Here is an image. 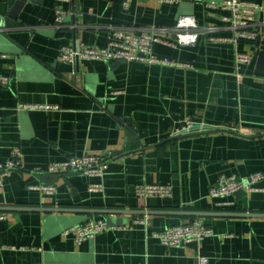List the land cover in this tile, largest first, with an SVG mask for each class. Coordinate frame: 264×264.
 <instances>
[{
  "label": "crops",
  "instance_id": "obj_1",
  "mask_svg": "<svg viewBox=\"0 0 264 264\" xmlns=\"http://www.w3.org/2000/svg\"><path fill=\"white\" fill-rule=\"evenodd\" d=\"M0 0V163L21 151L22 168L0 188V264H264V178L251 192L214 199L219 177L264 175V10L258 38L233 39L229 0ZM264 8V0H240ZM67 17L56 23V10ZM192 16L199 39L180 45L172 29ZM148 32L155 56L175 65L61 60L63 47L105 48L115 31ZM250 64L237 66V53ZM25 106H37L26 108ZM49 106L51 108H45ZM187 122L194 132L174 135ZM102 155V177L48 173L53 163ZM101 184L102 191H90ZM166 185L168 197L140 198L135 187ZM54 186L52 193L42 186ZM235 201V206L220 202ZM120 209L121 222L94 238L71 231L102 215L7 208ZM146 211V212H143ZM149 211L249 213L200 217L213 235L163 246L156 233L194 220ZM259 214V215H255ZM107 221V220H106ZM123 221V222H122Z\"/></svg>",
  "mask_w": 264,
  "mask_h": 264
},
{
  "label": "built area",
  "instance_id": "obj_2",
  "mask_svg": "<svg viewBox=\"0 0 264 264\" xmlns=\"http://www.w3.org/2000/svg\"><path fill=\"white\" fill-rule=\"evenodd\" d=\"M58 3H66L71 0H56ZM131 0H124L127 6ZM158 3H180L183 0H153ZM222 7L229 10L231 15L227 18L235 29L233 39H224L225 41L237 42L238 39H247L255 41L258 38V31L255 28L256 23L254 15L257 11H263L264 8L256 3H248L240 0H229L223 3ZM67 17V11L62 7L56 10V23L62 25ZM172 32L177 43L180 45H191L197 43L199 39L198 26L192 16H182L178 19L176 25L169 30ZM156 43L176 46L148 32L130 33L124 30L114 32L112 41L105 48H80L63 47L60 52L62 61L76 64L83 60L97 61H124V62H141L149 64L175 65L169 59H162L154 55L153 46ZM252 58L246 53L236 54L237 66L250 64ZM8 77L0 76V85H7ZM26 108H36L37 106H25ZM45 108H51L45 106ZM194 132L192 125L187 122L181 129H178L174 135H186ZM21 151L14 149L12 159L8 162L0 163V188L3 186V178L11 171L22 168ZM108 166V159L102 155L85 154L81 157H72L67 160L53 163L48 167V173L66 174L69 172L82 173L89 177H102ZM262 173H253L246 177L221 176L217 183L210 188L209 195L214 199H225L234 197L241 192H251L255 190V185L262 181ZM43 192H54V186H42ZM90 191H102L101 184H92ZM135 192L140 198L149 197H168L172 194V189L166 185H143L135 187ZM235 201L220 202L221 206H235ZM3 217L0 216V219ZM111 229L105 218L89 220L88 222L70 229L76 233L77 240L82 242L94 238L99 233ZM213 235L211 228L206 226L201 219H195L184 224L172 226L156 233L163 246H180L188 243H200L206 237ZM198 264H208L205 257H199Z\"/></svg>",
  "mask_w": 264,
  "mask_h": 264
},
{
  "label": "water",
  "instance_id": "obj_3",
  "mask_svg": "<svg viewBox=\"0 0 264 264\" xmlns=\"http://www.w3.org/2000/svg\"><path fill=\"white\" fill-rule=\"evenodd\" d=\"M25 1L28 0H18L14 7V13H17V11L24 6ZM33 2H40L41 0H31ZM258 67L259 70L262 72L264 69V52L260 53L259 61H258ZM6 210H42V211H49V212H68V213H74V212H81V213H88V214H97L102 215L107 220L108 224L115 226L121 222V220L124 219H118L116 216H121L122 214H132V213H139V211H130V210H120V209H80V208H34V207H17V208H7ZM146 212V211H143ZM149 214H159V215H165V214H180L185 215L188 217L194 218H200V217H209V216H224V217H247L252 216V214L249 213H235V212H221V213H205V212H197V211H186V212H168V211H149ZM259 215V214H255ZM261 216H264V214H261ZM123 222V221H122Z\"/></svg>",
  "mask_w": 264,
  "mask_h": 264
},
{
  "label": "trees",
  "instance_id": "obj_4",
  "mask_svg": "<svg viewBox=\"0 0 264 264\" xmlns=\"http://www.w3.org/2000/svg\"><path fill=\"white\" fill-rule=\"evenodd\" d=\"M101 217H103V216H101ZM193 221V220H192ZM204 223V222H203ZM207 226V225H206Z\"/></svg>",
  "mask_w": 264,
  "mask_h": 264
}]
</instances>
